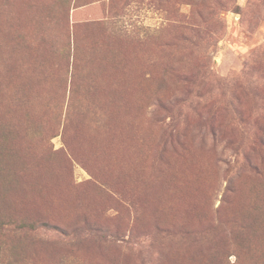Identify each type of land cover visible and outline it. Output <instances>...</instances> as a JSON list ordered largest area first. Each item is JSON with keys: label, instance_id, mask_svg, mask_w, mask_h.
Returning a JSON list of instances; mask_svg holds the SVG:
<instances>
[{"label": "rangeland", "instance_id": "374dc122", "mask_svg": "<svg viewBox=\"0 0 264 264\" xmlns=\"http://www.w3.org/2000/svg\"><path fill=\"white\" fill-rule=\"evenodd\" d=\"M0 264H264V0H0Z\"/></svg>", "mask_w": 264, "mask_h": 264}, {"label": "trees", "instance_id": "16d2710c", "mask_svg": "<svg viewBox=\"0 0 264 264\" xmlns=\"http://www.w3.org/2000/svg\"><path fill=\"white\" fill-rule=\"evenodd\" d=\"M193 163V162H192Z\"/></svg>", "mask_w": 264, "mask_h": 264}]
</instances>
